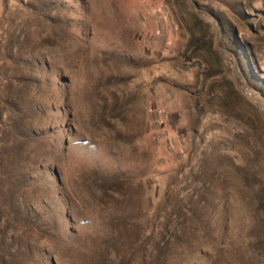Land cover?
I'll return each instance as SVG.
<instances>
[{
  "label": "rangeland",
  "instance_id": "rangeland-1",
  "mask_svg": "<svg viewBox=\"0 0 264 264\" xmlns=\"http://www.w3.org/2000/svg\"><path fill=\"white\" fill-rule=\"evenodd\" d=\"M0 264H264V0H0Z\"/></svg>",
  "mask_w": 264,
  "mask_h": 264
},
{
  "label": "trees",
  "instance_id": "trees-1",
  "mask_svg": "<svg viewBox=\"0 0 264 264\" xmlns=\"http://www.w3.org/2000/svg\"><path fill=\"white\" fill-rule=\"evenodd\" d=\"M186 172V169L183 171V174ZM176 189V186H170V188H168V190L167 191H170V189ZM180 194V196H185V195H187L188 194V189L187 190H183L181 193H179ZM188 196H189V194H188ZM150 245L148 244V247H149ZM150 249L149 248H147V250H146V252H148Z\"/></svg>",
  "mask_w": 264,
  "mask_h": 264
}]
</instances>
